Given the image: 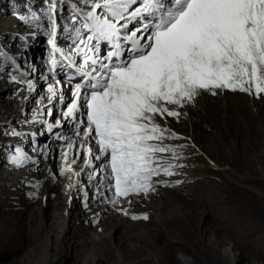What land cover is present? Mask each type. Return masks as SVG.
<instances>
[{
	"label": "rangeland",
	"instance_id": "obj_1",
	"mask_svg": "<svg viewBox=\"0 0 264 264\" xmlns=\"http://www.w3.org/2000/svg\"><path fill=\"white\" fill-rule=\"evenodd\" d=\"M76 2L63 0L57 6L56 43L65 52L71 48V40L63 29L69 23L71 4ZM45 8V0H0V52L16 61L14 69L10 60L0 57V115L7 122L0 124V264H53L57 245L59 256L65 255L57 264H149L158 258L165 264H176L182 254L198 263L203 258L209 264H220L204 244H199L198 235L208 236L219 248H229L235 239L218 218L224 213L264 208V201L243 192L246 188L262 191L258 181L239 186L230 181L247 173L255 178L258 172L264 142V94L257 98L239 91H218L215 96L205 92L180 110L178 121H160L185 138L166 144L187 147L182 153L186 158L178 161L185 165L176 169L179 175L155 179L182 183L174 187L158 184L147 198L133 197L130 206L123 205L129 212L125 216L102 202L110 195L104 188L97 194L98 178L88 179L92 169L79 154L76 121L63 115L71 100L67 82L71 73L62 61L55 70V80L52 78L51 29ZM33 12L37 19L31 18ZM9 73L17 77L26 73L23 78L32 80L35 90L29 92L26 84L10 82ZM78 79L75 77L73 84ZM56 81L62 86L64 100L49 102L47 87ZM48 124L53 125L51 131ZM13 131L20 135H11ZM69 142H74L73 149L67 148ZM17 147L38 163L11 164L9 158ZM65 152L69 163L76 159L72 167L79 177L72 175L69 180L71 174L60 175ZM133 214H147L149 219L133 221ZM86 218L90 221L81 222ZM75 219H80V225L73 228L74 233L72 229L64 235L63 223ZM198 225L202 231L197 230ZM69 234L81 244L71 247L66 242ZM224 238L228 244L223 243ZM194 243L199 245L197 251ZM258 260L248 256L245 264Z\"/></svg>",
	"mask_w": 264,
	"mask_h": 264
},
{
	"label": "snow or ice",
	"instance_id": "obj_2",
	"mask_svg": "<svg viewBox=\"0 0 264 264\" xmlns=\"http://www.w3.org/2000/svg\"><path fill=\"white\" fill-rule=\"evenodd\" d=\"M58 3L63 0H45V12L52 78L62 61L71 73V100L63 115L76 121L79 154L92 169L88 179L98 178L97 194L104 188L110 195L102 202L125 216L123 205L130 206L133 197L147 198L158 184L182 183L155 179L179 175L176 169L185 165L178 161L186 158L187 147L166 144L185 138L160 121H178L180 110L205 92L264 94V0H78L63 29L71 40L67 52L56 43ZM31 18L37 19L34 12ZM0 57L15 69L13 58L3 52ZM9 75L10 82L35 90L33 81L23 78L26 73ZM47 93L49 102L64 100L59 81L49 83ZM52 127L48 124L49 131ZM67 156L63 153L60 175L71 174V180L80 173L72 167L76 159L69 163ZM29 161L38 163L19 147L9 158L16 167ZM130 218L149 219L147 214Z\"/></svg>",
	"mask_w": 264,
	"mask_h": 264
},
{
	"label": "bare ground",
	"instance_id": "obj_3",
	"mask_svg": "<svg viewBox=\"0 0 264 264\" xmlns=\"http://www.w3.org/2000/svg\"><path fill=\"white\" fill-rule=\"evenodd\" d=\"M4 123H7L6 118H4L2 115H0V124L2 125ZM261 160L262 161H261L260 166L258 168V172L257 173L255 172V174H256L255 178H253L251 176V174L248 175V173H247L246 176L243 178H240L238 180L230 179V181H232V183H234L238 186L241 185V182L247 183V182L254 181V180H255L254 182L258 181L260 183V185L262 186V191H256L253 188H250V189L246 188V189H243V192L245 194H247V196L249 195L248 193H251V195L254 198H256L257 200H259L262 203V201H264V142H263V151H262V155H261ZM250 172L253 173V170L251 169ZM235 181H237V182H235ZM258 209L259 210H252V211L248 210V209H244V211H237V212H234L232 215L229 213L227 215H225V213H224L218 218L220 222H222L223 224H227L226 225L227 232L229 233V235H231L235 239V240L233 239L234 242H229V245H230L229 248H225V249L219 248L218 244H215V243L213 244L212 242H210L208 240V236H206L204 234L202 236L198 235V238H200L199 240H201L199 242V244L200 243L204 244L205 248L208 251H211L213 256L220 262V264H229V263H231V264H245L248 256L256 257L257 260L260 259V261L261 260L263 261V262H259V260H258V262H252V264H264V243L261 242V241L264 242V208H258ZM172 212H174V211H172ZM172 216H173V214H172ZM82 221H90V220H89V218H86V219L81 220V222ZM180 221H181V218H180ZM158 223H159V221H158ZM79 225H80V219H75V221L71 222V223H70V221H66L63 223V227H61V230H62L61 232L64 233V235H66L75 226H79ZM197 230L202 231L201 225H198ZM72 232L74 233V229ZM72 235L73 234H69V238H67L66 242L68 244L71 243V247L79 246L81 243L78 240H75V239L71 240ZM254 236H256V239H252V237H254ZM222 241H223V243L228 244L226 238L222 239ZM57 246H55V248H54L55 256L57 259L51 258V259H53L52 260L53 264H57L58 260L65 256L64 254H62V256H59V251L57 250ZM192 246L196 250L199 245H198V243H194V244H192ZM134 249L135 248H132L133 251H135ZM236 249H238L240 251V253H236L234 251ZM184 250L186 252H190V250L187 248H184ZM191 253L194 255L195 259L196 258H197V260L200 259V257L197 256V254H198L197 252L191 251ZM71 256L74 258L73 255H71ZM200 260H202V263H198V262H196V260L190 259V258L186 257L185 254H182V255L177 257L175 262H176V264H209L203 258ZM116 264H120V263L117 262ZM149 264H165V262L161 261V259L158 258V259H156V262L150 261Z\"/></svg>",
	"mask_w": 264,
	"mask_h": 264
}]
</instances>
